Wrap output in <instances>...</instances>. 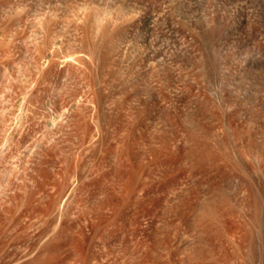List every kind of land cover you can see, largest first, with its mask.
Returning a JSON list of instances; mask_svg holds the SVG:
<instances>
[{
  "label": "rangeland",
  "instance_id": "obj_1",
  "mask_svg": "<svg viewBox=\"0 0 264 264\" xmlns=\"http://www.w3.org/2000/svg\"><path fill=\"white\" fill-rule=\"evenodd\" d=\"M262 129L264 0H0V264H264Z\"/></svg>",
  "mask_w": 264,
  "mask_h": 264
},
{
  "label": "bare ground",
  "instance_id": "obj_2",
  "mask_svg": "<svg viewBox=\"0 0 264 264\" xmlns=\"http://www.w3.org/2000/svg\"><path fill=\"white\" fill-rule=\"evenodd\" d=\"M204 22H205V21H204ZM212 23H213V22H212ZM184 24H185V23H184ZM213 24H214V23H213ZM188 25H190V24H188ZM204 25H205V28H206L207 26H208V28H209V26L211 27V24L209 25V23H206V24L204 23ZM103 27H105V26H103ZM213 27H214V26H213ZM181 28H182V26H181ZM183 28H184V27H183ZM185 28H186V27H185ZM185 28H184V29H185ZM189 28H190V27H189ZM201 28H202V27H201ZM107 30H108V28H107ZM187 30H188V26H187ZM191 30H192V29H191ZM191 30H190V31H191ZM202 30H204V29H202ZM215 30H216V29H215ZM192 31H194V30H192ZM210 31H211V29H210ZM194 32H195V31H194ZM212 32H213V30H212ZM188 33H189V32H188ZM192 33H193V32H192ZM192 33H191V34H192ZM209 33H210V32H209ZM193 34H194V33H193ZM196 34H197V32H196ZM194 35H195V34H194ZM198 35H199V34H198ZM101 40H102V39H101ZM102 41H103V40H102ZM105 41H107V40L105 39ZM100 42H101V41H100ZM97 43H98V42H97ZM104 43H105V42H104ZM104 43H103V45H104ZM110 43H111V42H110ZM98 44H99V43H98ZM103 45H102V46H103ZM108 45H109V44H108ZM108 45L106 44L107 47L105 48V50H107ZM115 47H116V49H117L118 51H121V47H120V45L117 44ZM110 48H111V47H109V50H110ZM157 52H158V51H157ZM108 53H109V52H108ZM160 54H161V53H160ZM104 55H105V54H104ZM140 55H141V54H140ZM105 56H106V55H105ZM106 57H107V56H106ZM121 57H122L123 61L127 60V56H126V54H123L122 52H121ZM141 57H142V56H141ZM108 58H109V57H108ZM103 59H104V58H103ZM107 60H108V59H106V61H107ZM214 67H215V66H214ZM215 68H216V67H215ZM205 71H206V70H205ZM203 76H204V74H203ZM205 76H206V75H205ZM208 77H209V76H208ZM221 90H222V89H221ZM221 90H220V91H221ZM245 91H246V90H245ZM225 94H226V93H225ZM246 94H247V93H246ZM221 95H222V93H221ZM221 95H220V96H221ZM242 96H243V95H242ZM248 96H249V95H248ZM223 97H224V96H223ZM225 97H226V96H225ZM245 97H246V96H245ZM229 98H230V97H228V99H229ZM240 98H241V97H240ZM226 99H227V98H226ZM232 99H233V98H232ZM229 102H230V101H229ZM224 104H225V101H224ZM228 105H229V104H228ZM226 106H227V105H225V107H226ZM227 110H228V109H227ZM230 110H231V109H230ZM229 112H230V111H229ZM230 113H231V112H230ZM231 119H232V118H231ZM231 119H230L229 122H232ZM233 120H234V119H233ZM233 122H235V121H233ZM233 122H232V123H233ZM198 124H199V123H198ZM198 124L196 123V125H198ZM229 124H230V123H229ZM236 124H237V123H236ZM192 125H193V124H192ZM200 126H201V125H200ZM229 126H230V125H229ZM231 126H232V125H231ZM234 126H235V125H234ZM208 127H210V126H208ZM208 127H207V131H210V130H208ZM236 127H237V126H236ZM197 128H198V126H197ZM204 128H205V127H204ZM230 128H233V127H230ZM261 128H262V127H261ZM189 129H190V128H189ZM198 129H200V128H198ZM192 130H193V129H192ZM200 130H201V129H200ZM262 130H263V129H262ZM189 131H190V130H189ZM194 131H195V130H194ZM204 131H205V129H204ZM207 131H205V132H207ZM212 131H213V130H212ZM241 131H242V129H241ZM258 131H259V130H258ZM187 132H188V130H187ZM191 132H192V131H191ZM191 132H188V133L191 134ZM195 132H196V131H195ZM197 132H198V131H197ZM202 132H203V131H202ZM242 132H244V131H242ZM263 132H264V130H263ZM203 133H204V132H203ZM203 133H202V134H203ZM238 133H239V132H238ZM248 133H250V132H248ZM256 133H257V131H256ZM204 134H205V133H204ZM206 134H207V133H206ZM211 134H212V133H211ZM235 134L237 135V133H235ZM235 134H234V135H235ZM250 134H252V133H250ZM253 134H254V133H253ZM259 134H260V133H259ZM261 134H263V136H264V133H261ZM194 135H195V134H194ZM194 135L191 134L190 136H189V135H188V136H189V137L192 136L191 138H193V141H196V142H198L199 144L201 143V144H200L201 146L198 145V144H197V145L200 146V147H202V149H203V150L201 149L202 152L199 151L200 149L198 150L199 152H201V154H200L201 156H198V157H195V158H196V159H197V158H200V159H197V160H198L199 162H201L202 164H203V162H204V163H205V162H206V163L208 162V164H209V163H215V161L218 160V159H217V158H218V157H217L218 155L215 156V154H214L215 152H213V150L211 151V150L207 147L208 145H205V143H203V142H205V141H204L205 139H204L203 142H202V140H201L202 138L200 137L201 134L198 136V138H197L196 135H195L196 138L193 137ZM197 135H198V133H197ZM209 135H210V134L208 133V136H209ZM234 135H233V136H234ZM236 135H235V136H236ZM238 135H239V134H238ZM238 135H237V136H238ZM240 135H241V134H240ZM244 135H246V134H244ZM213 136H215V135H213ZM256 136H259V135H256ZM199 137H200V141H201V142L199 141ZM203 137H205V135H204ZM209 137L212 138V136H209ZM218 137H220V136H218ZM244 137H245V136H243V138H244ZM259 137H260V136H259ZM259 137H258V138H259ZM206 138H207V137H206ZM234 138H238V137H234ZM239 138H240V137H239ZM249 138H250V137H249ZM188 139H189V138H188ZM223 139H224V138H223ZM223 139H222V141H221L220 139H219V141H216V142H218L219 145L222 146L220 149H223V148H225V147H223V146H226L225 144H226L227 141L223 142ZM232 139H233V138H232ZM247 139H248V136H247ZM191 140H192V139H191ZM191 140H189V141H191ZM214 140H216V137H215ZM233 140H234V139H233ZM235 140H236V139H235ZM249 140H250V139H249ZM262 140H263V139H262ZM236 141H237V140H236ZM251 141H252V140H251ZM257 141H258V140H257ZM259 141H261V140H259ZM252 142H253V141H252ZM252 142H249V143H252ZM261 142H262V141H261ZM191 143H192V142H191ZM202 143H203V144H202ZM224 143H225V144H224ZM232 143H234V142H232ZM235 143H236V142H235ZM249 143H248V144H249ZM253 143H254V142H253ZM256 143H258V142H256ZM263 143H264V141H263ZM223 144H224V145H223ZM193 145H194V143H193ZM202 145H203V146H202ZM219 145H218V146H219ZM228 145H229V143H228ZM235 145H236V144H235ZM256 145H257V144H256ZM263 145H264V144H262V147H263ZM251 146H252V145H251ZM251 146H250V147H251ZM259 146H260V145H259ZM200 147H198V148H200ZM219 147H220V146H219ZM233 147H236V146H233ZM210 148H211V147H210ZM212 148H213V147H212ZM229 148H230V147H229ZM229 148H228V150H229ZM263 148H264V147H263ZM225 149H226V148H225ZM260 149H261V147H260ZM228 150L226 149L225 151H228ZM215 151H216V150H215ZM251 151H252V150H251ZM258 151H259V150H258ZM261 151H262V150H260V152H261ZM216 152H217V151H216ZM254 152H255V151H254ZM256 152H257V151H256ZM256 152H255V153H256ZM260 152H259V153H260ZM263 152H264V150H263ZM197 153H198V152H197ZM218 153H219V152H217V154H218ZM222 153H223V152H222ZM225 153H226V152H224L222 155H226ZM228 154H229V153H228ZM261 154H262V153H261ZM220 155H221V154H219V156H220ZM226 156H227V155H226ZM256 156H257V154H256ZM260 156H261V155H260ZM215 157H216V158H215ZM221 157H222V156H220L219 159H220ZM223 157L225 158V156H223ZM227 157H230V156L228 155ZM257 157H259V156H257ZM263 157H264V156H263ZM195 158H194V159H195ZM221 159H222V158H221ZM223 160H224V159H223ZM225 160H227V159H225ZM237 160H238V159H237ZM237 160H236V161H237ZM260 160H261V159H260ZM194 161H195V160H194ZM229 161H230V160H229ZM231 161H232V160H231ZM233 161H234V160H233ZM195 162H196V161H195ZM239 162H240V161H239ZM196 163H197V162H196ZM206 163H205V164H206ZM237 163H238V161H237ZM216 164H217V163H216ZM213 165H215V164H213ZM213 165H211V166H213ZM209 166H210V164H209ZM66 191H67V190H66ZM250 193H251V192H250ZM65 194L67 195V192H66ZM210 196H211V195H210ZM212 198H213V197H212ZM222 198H224V197L222 196ZM209 199H210V197H209ZM206 200H207V199H206ZM222 200H223V199H222ZM224 200H225V198H224ZM210 201H211V200H210ZM212 201H213V200H212ZM255 201L257 202V200H255ZM214 202H215V200H214ZM214 202H213V204L211 203L212 205H210L209 208H207V209L205 208V210L203 211V213H204V214H203V219H206V218L209 219V220H211V219H213V218L215 219V217L217 216V214L219 213V211H220L221 209H223V208H222V207H223L222 205H221L222 207H219L220 205L218 206V204L216 205ZM219 202H220V201H219ZM256 202H255V203H256ZM208 203H209V202H208ZM208 203H207V204H208ZM223 203H224V202H223ZM227 204H228V203H227ZM252 204H254V203H252ZM205 205H206V204H205ZM205 205H204V206H205ZM250 205H251V204H250ZM254 205H255V204H254ZM254 205H253V206H254ZM257 205H258V203H257L256 206L253 207V208L255 209V208L257 207ZM207 207H208V206H207ZM220 208H221V209H220ZM257 209H258V207H257ZM253 211H256V210H253ZM255 213H257V212H255ZM218 215H219V214H218ZM254 215H255V214H254ZM256 216H257V215H256Z\"/></svg>",
  "mask_w": 264,
  "mask_h": 264
}]
</instances>
